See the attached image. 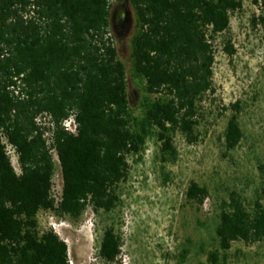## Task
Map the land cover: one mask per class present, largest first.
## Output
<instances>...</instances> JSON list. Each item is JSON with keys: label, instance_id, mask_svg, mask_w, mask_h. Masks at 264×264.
<instances>
[{"label": "trees", "instance_id": "16d2710c", "mask_svg": "<svg viewBox=\"0 0 264 264\" xmlns=\"http://www.w3.org/2000/svg\"><path fill=\"white\" fill-rule=\"evenodd\" d=\"M112 1L0 0V264H70L68 244L53 230L40 231L41 211L75 220L89 208L111 213L129 178L130 156L141 155L148 140L159 144L164 163H175L177 134L189 144L200 139V104L214 92L217 42L244 0H124L136 18L132 69L147 96L140 115L130 106L112 36ZM253 3L264 10V0ZM224 51L236 54L230 40ZM226 110L233 114L225 145L235 150L245 138L241 103ZM72 117L76 133L64 126ZM55 155L63 177L58 202ZM208 198L207 187H188V201L202 206ZM215 233L224 253L234 243L263 242V204L250 209L232 192ZM122 246L107 228L99 257L118 264ZM220 250L209 253L212 264H220Z\"/></svg>", "mask_w": 264, "mask_h": 264}, {"label": "rangeland", "instance_id": "374dc122", "mask_svg": "<svg viewBox=\"0 0 264 264\" xmlns=\"http://www.w3.org/2000/svg\"><path fill=\"white\" fill-rule=\"evenodd\" d=\"M110 22L127 71L130 106L140 115L147 96L144 82L132 69L136 18L128 1H112ZM228 40L236 50L233 56L224 51ZM213 87L200 104L199 141L189 144L177 134V161L164 163L159 144L148 140L141 155L129 158L130 175L120 186V203L113 212L89 208L78 220L39 213L40 231L53 230L68 244L70 264H108L99 257L107 228L122 239L118 264H212L209 253L220 250L215 230L223 201L238 192L250 209L257 200L264 206V10L253 0H244L243 8L231 15L229 32L219 37ZM236 102L241 103L245 138L237 149L228 150L225 132L233 113L226 108ZM9 154L19 172L17 156ZM54 160L52 193L58 202L63 177L56 155ZM192 182L208 188L209 198L202 206L187 199ZM220 253V264H264V241L234 243Z\"/></svg>", "mask_w": 264, "mask_h": 264}, {"label": "built area", "instance_id": "2783aa9c", "mask_svg": "<svg viewBox=\"0 0 264 264\" xmlns=\"http://www.w3.org/2000/svg\"><path fill=\"white\" fill-rule=\"evenodd\" d=\"M64 126L66 127L67 130L71 131L72 133H76L77 131V124L73 117L66 120Z\"/></svg>", "mask_w": 264, "mask_h": 264}]
</instances>
